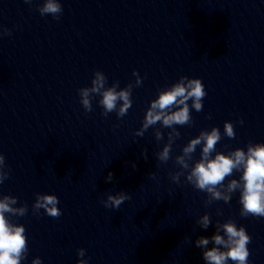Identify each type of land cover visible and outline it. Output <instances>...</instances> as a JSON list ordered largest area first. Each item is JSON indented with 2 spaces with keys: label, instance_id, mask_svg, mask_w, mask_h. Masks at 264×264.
Masks as SVG:
<instances>
[{
  "label": "clouds",
  "instance_id": "1",
  "mask_svg": "<svg viewBox=\"0 0 264 264\" xmlns=\"http://www.w3.org/2000/svg\"><path fill=\"white\" fill-rule=\"evenodd\" d=\"M25 2L31 3V0H25ZM38 11L41 16L50 14L58 20L62 13V6L59 0H44ZM0 35H11V32L3 28L0 29ZM133 76L136 77L135 85L129 83L125 88L117 91L118 82L113 83L111 87H106L105 75L101 71H95L91 87L78 90L80 103L86 112H90L92 98L94 95H99L102 97L98 103L103 108V115L107 116L115 112L118 118L125 116L132 106V88L142 84V78L135 70ZM206 95L200 79L182 76L170 87L159 91L157 98L150 102L142 127L135 134L143 136L149 127L158 122L162 127L171 129L168 133V143L156 153L159 161L167 162L170 159L172 144L180 136L175 126L191 125L193 123L191 109L197 112L202 111V101ZM189 100L191 105L188 103ZM118 102H122L119 103V107ZM238 123L243 124V120H239ZM223 127V135L228 138L235 137L232 122L225 121ZM155 137L158 141L162 140V132L157 130ZM221 138L220 130L213 127L210 131L202 130L198 136L190 139L183 147L182 154L175 157V163L181 170L170 173L171 180L179 184L180 177L185 176L186 181L195 189L208 194L206 204L220 200L228 203L232 194L239 190V203L242 206L240 215L264 217V143L249 142L246 151L236 148L225 154L216 150V145ZM197 146L201 147L200 159L190 164ZM212 153H215L214 157ZM144 158L147 159L146 154ZM6 167L5 157L0 154V184L9 178ZM133 167H135L134 164ZM234 171L241 172L239 179H231L225 184L226 177L232 176ZM111 179L112 174L109 173L108 180L111 181ZM128 199L130 196L121 191L116 195H108L103 204L106 208L118 209ZM58 203L59 200L54 194H37L33 212L38 213L43 209L48 216L57 218L61 215V210L57 207ZM16 204V197L10 195L0 197V264H21L28 253L25 227L11 220L13 216H24L27 213V205L14 207ZM217 214H220L219 211ZM197 223L202 229H207L212 222L210 216L205 213ZM221 232L223 235L220 234ZM210 242L214 245L211 248L208 247ZM250 242L251 237L246 229L243 226L237 227L235 221L229 219L223 223L217 222L216 232L211 237H199L195 241V246L203 250L202 256L206 264H228L229 260L234 264H248L250 253L247 245ZM77 255L81 257L77 264H87V261L83 259L85 249H78ZM32 264H42V261L36 257L32 260Z\"/></svg>",
  "mask_w": 264,
  "mask_h": 264
}]
</instances>
